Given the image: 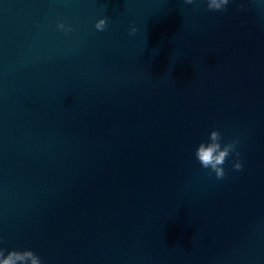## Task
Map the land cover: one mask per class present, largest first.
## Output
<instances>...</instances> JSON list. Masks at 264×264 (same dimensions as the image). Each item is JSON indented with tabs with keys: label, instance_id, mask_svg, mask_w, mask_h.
<instances>
[{
	"label": "clouds",
	"instance_id": "1",
	"mask_svg": "<svg viewBox=\"0 0 264 264\" xmlns=\"http://www.w3.org/2000/svg\"><path fill=\"white\" fill-rule=\"evenodd\" d=\"M230 0H206L207 8L209 11H225L226 6ZM186 4H193L194 0H184ZM109 18L104 16L98 19L94 27L97 31H104L107 28ZM58 29L65 33L70 32L72 29L70 26H66L64 23L57 25ZM138 29L131 27L129 35H134ZM221 133L218 130H212L209 133L208 142H201L194 153L199 164L204 169H210L209 175L215 174L216 179H223L226 175L223 165L226 163L230 155H235L237 159L233 163L232 167L234 171H241L243 164L240 161V152L237 151L238 140H232L228 143L221 144ZM3 247H0V264H43L42 259L32 250H10L7 251Z\"/></svg>",
	"mask_w": 264,
	"mask_h": 264
}]
</instances>
